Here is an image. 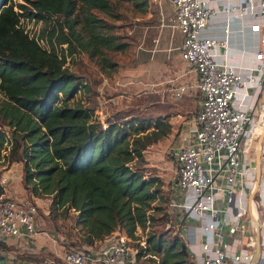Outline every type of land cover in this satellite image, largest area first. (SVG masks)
I'll return each instance as SVG.
<instances>
[{
  "label": "trees",
  "instance_id": "1",
  "mask_svg": "<svg viewBox=\"0 0 264 264\" xmlns=\"http://www.w3.org/2000/svg\"><path fill=\"white\" fill-rule=\"evenodd\" d=\"M112 1L0 0V164H20L31 197L49 198L50 210L61 216L73 213L75 241L63 240L66 248L115 233L137 242L156 214L167 221L158 180L134 166L151 145L148 130L162 120L107 121L104 128L88 105L90 84L68 69L86 56L102 74L115 71L109 55L127 46L97 15L114 16ZM114 1L130 2L140 13L148 6L147 0ZM13 251L0 245V264ZM136 252L153 264H194L177 236L149 232Z\"/></svg>",
  "mask_w": 264,
  "mask_h": 264
},
{
  "label": "built area",
  "instance_id": "2",
  "mask_svg": "<svg viewBox=\"0 0 264 264\" xmlns=\"http://www.w3.org/2000/svg\"><path fill=\"white\" fill-rule=\"evenodd\" d=\"M210 2L170 0L173 27L182 37L181 60L188 72L194 74V83L179 85L173 96L180 101L192 90L197 93L198 102L188 127L190 139L176 153V191L168 210L179 218V238H184L191 222L198 224L201 257L194 264H264L262 241L256 262L252 239L242 250L232 255L228 251L233 237L242 232L244 219L252 222L247 203L255 183L257 141L264 131V0H219L216 7ZM238 11L239 15L249 17L250 29L259 37L254 63L247 69L228 63L226 37L217 40L205 34L218 14L223 16L224 32L228 34V25ZM103 119L104 116L98 118L106 128L107 121ZM260 156L262 183L264 139ZM41 201L50 207L49 198ZM235 204L237 211L230 217L229 209ZM37 217V204L1 195L0 245L34 240L38 236ZM259 226L261 229L260 223ZM131 244L118 234L96 253L70 246L65 249L61 264H126L136 258V249ZM52 263L50 258L41 262Z\"/></svg>",
  "mask_w": 264,
  "mask_h": 264
},
{
  "label": "rangeland",
  "instance_id": "3",
  "mask_svg": "<svg viewBox=\"0 0 264 264\" xmlns=\"http://www.w3.org/2000/svg\"><path fill=\"white\" fill-rule=\"evenodd\" d=\"M147 1L144 13L138 12L130 2L114 0V16L97 12L99 17L114 27V32L127 46L123 52L109 55L116 63L114 72L102 74L96 62L86 56H77L68 64L72 73L90 84L92 95L86 98L98 118L104 116V121L119 123L126 120H162V126L157 130H148L152 136L151 145L143 152L142 160L135 162L134 166L144 176L158 180L163 198L160 207L165 208L167 221L165 223L162 213L156 214V221L150 228L138 232L139 241L131 244L134 249H137V245L141 248L145 246L149 232L167 238L179 236V218L169 212L168 204L176 191V153L189 140L187 125L198 102V95L192 90L189 96L180 101L173 96L179 85L194 83V74L188 72L187 65L180 58L181 37L173 27L174 10L170 0ZM0 185L6 196L35 203L22 185L20 164H10L7 160L0 164ZM35 204L38 206L40 229L66 240V243L75 241L73 213L61 216L52 212L43 201ZM7 256V264H16V258L22 257L16 251L9 252ZM190 260L194 263L193 259Z\"/></svg>",
  "mask_w": 264,
  "mask_h": 264
},
{
  "label": "crops",
  "instance_id": "4",
  "mask_svg": "<svg viewBox=\"0 0 264 264\" xmlns=\"http://www.w3.org/2000/svg\"><path fill=\"white\" fill-rule=\"evenodd\" d=\"M210 5L216 7L219 5V0H211ZM238 11L232 20L230 21L228 27L229 32L225 34L224 29L226 23L221 14H218L215 19H213L205 30V34L208 37L222 40L225 37L229 42L228 51V63L241 69H247L254 63V53L259 47V37L258 34L251 31L250 29V19L246 15H239ZM179 33V32H178ZM180 34V33H179ZM181 37V34H180ZM182 44V37L181 43ZM180 54V48H179ZM181 58V56H180ZM131 84V83H130ZM192 93L196 94V92ZM189 123L187 125V132H189ZM190 139V138H189ZM189 141V140H188ZM187 141V142H188ZM259 195H256L255 203L257 210V219L261 225V241L264 242V177L259 189ZM260 198L263 199V203H260ZM35 203L41 201L40 199H32ZM237 211V204L229 209L230 217L234 216ZM36 227L38 230V236L32 240L27 241L24 239L11 242L9 247H13L17 254L22 256H27L28 259L19 262H25L26 264H41L44 259L50 258L52 264H61V258L65 252L66 247L64 246L63 240L56 238L54 235L48 233L39 228L38 219L36 221ZM240 232L233 237L231 247L229 248V254L232 255L239 250L245 248V245L252 240L255 242V228L250 220L244 219V226ZM118 235V233L112 234L111 236L105 238L102 241L96 242L93 245H81L80 247L90 253L98 252L102 247L106 246L113 237ZM199 229L196 222H191L189 224L187 233L185 234L183 240L186 244L188 252L193 261H199L201 257V252L199 248ZM241 239V241H240ZM241 242V244H239ZM16 263V264H17ZM126 264H153L148 261V258L143 257L140 259L135 258V260H128Z\"/></svg>",
  "mask_w": 264,
  "mask_h": 264
},
{
  "label": "water",
  "instance_id": "5",
  "mask_svg": "<svg viewBox=\"0 0 264 264\" xmlns=\"http://www.w3.org/2000/svg\"><path fill=\"white\" fill-rule=\"evenodd\" d=\"M264 139V131L261 133L258 141H257V149H256V158H255V183L248 197L247 209L249 213V217L254 223L255 226V247H254V254H253V262H256L260 253L261 247V230L258 223L257 218L255 217V209L253 207V201L255 199L256 194L258 193L260 183H261V156H260V147Z\"/></svg>",
  "mask_w": 264,
  "mask_h": 264
}]
</instances>
